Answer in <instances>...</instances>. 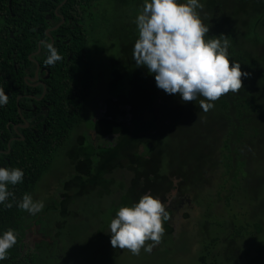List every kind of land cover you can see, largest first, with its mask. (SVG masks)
<instances>
[{
  "label": "flooded vegetation",
  "instance_id": "flooded-vegetation-1",
  "mask_svg": "<svg viewBox=\"0 0 264 264\" xmlns=\"http://www.w3.org/2000/svg\"><path fill=\"white\" fill-rule=\"evenodd\" d=\"M66 2L0 0V88L9 97L8 103L0 107V167L7 168L10 157L14 156L16 143L42 140L55 105L49 92L57 68H70L74 55L79 58L87 56L86 39L90 23L85 17L86 22L80 23V16L76 14L80 9H64ZM95 9L100 10V0ZM97 33V43L91 42V46L92 53L97 51L99 66V56L103 51L101 24L97 25ZM47 44H52L62 56V60L54 65L44 62L49 55ZM98 84L97 80L95 87ZM101 105L102 108L94 116H85L80 127L96 148H106L118 139V134L112 133L102 121L103 117L113 119L108 115L111 104L104 100ZM120 107L125 110V114L119 121L131 125L135 120L131 112L132 105L126 103ZM64 146L57 158L67 159L65 170L52 173V167L34 182L23 181L14 186L9 185L14 195L5 204H0V235L12 229L17 241L8 250V258L0 261V264H89L86 259L88 253L78 244L79 237L82 238L86 230L97 234L103 246L114 249L110 242L109 225L115 216L98 220L102 229L90 228L86 223L90 219L87 211L89 206L92 209L95 204L89 202L92 192L100 190L101 195L98 196L102 200L112 194L113 188L124 189V183L113 176L122 166L104 171L98 164L88 168L82 158L75 164L71 163L69 156L73 149V139H66ZM128 172L132 174L128 193L119 198H111L109 206L113 205L114 208L109 207L108 212L116 210V205L130 206L138 202L137 194L132 190L135 173L129 168ZM34 173L39 174V168H35ZM47 175L53 181L44 184L42 181ZM170 178L176 185L174 188L178 187L180 178L176 175ZM24 194H30L34 201H43V210L31 214L17 207ZM9 202L12 207L6 206ZM105 213L103 209L99 214ZM149 242L146 241L145 246Z\"/></svg>",
  "mask_w": 264,
  "mask_h": 264
},
{
  "label": "trees",
  "instance_id": "trees-1",
  "mask_svg": "<svg viewBox=\"0 0 264 264\" xmlns=\"http://www.w3.org/2000/svg\"><path fill=\"white\" fill-rule=\"evenodd\" d=\"M180 2L185 3L186 0H180ZM96 4L99 5V0H67L63 7L64 9L77 7L80 9L76 13L80 16L78 21L81 23L87 18L90 23L97 17L99 19L102 14L100 10L95 9ZM200 4L209 12V18L203 20L202 8L196 9L203 24L209 27L205 39H216L224 34L230 42L228 49L230 60L239 62L242 72L248 73L245 80L243 76L241 77L242 88L238 92L230 91L222 95L212 102L214 103V107L211 108L212 113L200 118L201 122H206V125L208 123L210 133L215 135L213 139L216 144L215 153L219 147L218 142L221 143L220 148H224L225 155L222 158L225 166L224 175L233 173L239 176L233 169L239 157L245 159L242 150L246 146L252 147L250 140L253 138L258 140L257 133L264 128V95L261 99L257 97L256 92L260 86L264 87V34L261 32L264 24V0H202ZM87 31V56L79 58L74 55L70 68L56 70V77L49 92V95L53 96L55 105L42 140L16 143L13 148L14 156L10 157V163H6L7 168H20L24 171L23 181L34 182L50 170L62 148L65 147L64 141L73 139L74 132L84 123L88 113V102L95 96L98 78L97 51L92 53L91 46V42L97 43L98 40L97 26L91 22ZM245 32L248 36H245ZM128 60L132 63V58ZM136 66L138 67L137 64ZM143 68L147 70L146 67ZM124 73L123 69L116 75L117 79L111 85L112 94L106 98V101L111 104L108 115L113 119L109 120L107 117L102 119L112 133L118 134L115 142L117 144L113 142L106 148L101 146L96 148L87 139L86 134L82 133L75 139L69 160L75 164L82 158L83 164L88 168L92 164H98L97 166L104 168V171L123 166L127 161L128 168L135 173V185L132 190L136 194L139 190L137 195L139 201L144 191L152 194L154 191H161V187L162 193L173 189L176 185L170 176L176 175L182 179L180 184L188 181L184 173L181 174L173 168L172 160L169 170L163 171L169 141L165 146L161 129L166 126L169 115L178 117L175 113L179 111L171 107L174 103L172 97L176 94L170 96L171 94L165 93L161 99V89L156 86L154 74L150 73L144 74L139 82L132 84L129 92H124L119 89ZM202 100L205 98L203 97ZM126 103L133 107L131 112L135 120L131 125L126 121H119V118L125 114V110L120 105ZM201 128L204 131L205 126L202 124ZM225 136L228 137L226 143H222ZM61 139L64 141L61 142ZM197 154H199L200 173L199 167L197 169L199 177L204 176L208 169L216 168L215 158L213 160L205 158L204 151ZM224 157L229 162H225ZM245 161L247 162L246 159ZM205 163H210L207 169ZM247 166L248 162L246 169ZM35 168H39L37 175L34 173ZM30 169L32 170L29 171ZM164 224L166 225V222ZM171 228L166 225L165 233L172 230ZM202 261L203 264H220L217 261L209 262L204 258ZM245 264H264V246L258 249L256 255L250 256Z\"/></svg>",
  "mask_w": 264,
  "mask_h": 264
},
{
  "label": "rangeland",
  "instance_id": "rangeland-1",
  "mask_svg": "<svg viewBox=\"0 0 264 264\" xmlns=\"http://www.w3.org/2000/svg\"><path fill=\"white\" fill-rule=\"evenodd\" d=\"M141 3H144V0H100L102 14L99 19L97 17L91 22L102 26L103 51L99 56V66L97 61L99 84L95 96L88 102V116H94L97 110L102 108L101 103L111 96V85L121 70L124 69L125 73L119 89L124 92H129L132 84L139 82L144 74L149 73L142 66L137 67L133 61V46L138 38L135 20L137 14L142 11L143 5H139ZM201 13L203 20L209 18L205 6L202 7ZM261 32L264 34V24ZM245 36H248L247 32ZM131 58L132 63L128 60ZM246 78L247 76H243V80ZM263 91L264 87L260 86L256 91L257 97L263 99ZM165 93L160 90L161 99ZM198 99L199 101L184 102L178 94L172 97L174 103L171 107L179 111L175 113L178 117L169 115L166 126L161 129L165 146L169 141L163 171L169 170L172 160L173 168L181 174L184 173L188 181L163 193L162 187L161 191L152 193L167 204L166 210L170 214L166 225L171 226L172 230L164 232L161 241L155 244L150 253L141 248L139 255L132 254L126 248L110 250L103 246L97 234L86 230L85 235L79 237L78 244L86 254L88 253L86 259L89 264H203V258L220 264H245L250 256L256 255L258 249L264 246V128L258 131V140H250L252 147L246 146L242 150V155L248 162L247 169V162L239 157L233 169L239 176L233 173H227L225 176V166L222 163L224 148H220L221 143L218 142L219 147L215 153V135L210 133L208 123L206 125V122H201L200 119L201 116L210 115L211 109L205 112L199 104L203 97ZM201 123L205 126L204 131ZM74 133L73 144L76 137L84 131L78 128ZM227 138L225 136L222 143H226ZM202 151L206 153L205 158H215L217 161L216 168L208 169L205 177H199L197 174V153ZM224 159L229 162L225 157ZM67 164V159L57 158L51 172L63 171ZM209 165L210 163H205V168ZM113 176L124 183V189L113 188L112 194L106 195L109 199L104 197L102 200L98 196L101 195L100 190L91 193L89 202L95 204L92 209L89 206L87 211L90 219L86 223L90 228L102 229L98 220L116 216L118 210L123 207L116 205V210H112L114 207L109 206V201L113 197L119 198L128 193L132 174L128 172L127 161ZM52 181L47 175L42 183L48 184ZM138 193L139 190L137 195ZM145 193L149 191H144L142 196ZM109 207L112 209L108 212ZM103 209L106 213L100 215ZM166 225L163 224L165 231ZM150 243L154 242L150 240L148 244ZM106 244L110 247L108 241Z\"/></svg>",
  "mask_w": 264,
  "mask_h": 264
},
{
  "label": "clouds",
  "instance_id": "clouds-1",
  "mask_svg": "<svg viewBox=\"0 0 264 264\" xmlns=\"http://www.w3.org/2000/svg\"><path fill=\"white\" fill-rule=\"evenodd\" d=\"M199 0H144L142 11L135 23L138 38L133 46V59L138 66L146 67L154 74L156 86L167 94H179L184 102L205 100L200 105L205 112L214 107V101L222 95L238 92L242 88L241 64L229 58L230 42L224 34L216 39H205L209 27L203 24L197 8ZM49 55L44 61L54 65L62 60L58 50L46 45ZM231 61V64H230ZM8 95L0 88V107L8 103ZM207 101V102H205ZM24 178L20 168L0 167V204L13 197L9 185H17ZM12 207V203H7ZM17 207L36 214L43 210V201H34L24 194ZM167 204L150 192L138 202L121 207L111 220L110 242L114 248L128 249L139 255L141 248L151 252L165 232L164 222L169 219ZM154 243L145 246V242ZM17 241L14 230L0 235V261L8 258V250Z\"/></svg>",
  "mask_w": 264,
  "mask_h": 264
}]
</instances>
